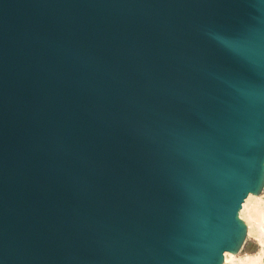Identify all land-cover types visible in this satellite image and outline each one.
Listing matches in <instances>:
<instances>
[{
  "label": "water",
  "instance_id": "1",
  "mask_svg": "<svg viewBox=\"0 0 264 264\" xmlns=\"http://www.w3.org/2000/svg\"><path fill=\"white\" fill-rule=\"evenodd\" d=\"M264 161V0H0V264H218Z\"/></svg>",
  "mask_w": 264,
  "mask_h": 264
},
{
  "label": "rangeland",
  "instance_id": "2",
  "mask_svg": "<svg viewBox=\"0 0 264 264\" xmlns=\"http://www.w3.org/2000/svg\"><path fill=\"white\" fill-rule=\"evenodd\" d=\"M256 194L251 193L252 195L256 196L258 199V207L261 208V210H264V175H262V180L259 186L254 190ZM249 194V193H248ZM247 210L243 209L241 212V217L243 218L244 222L246 223V234L242 233L240 234L239 238L237 239V242L234 246L235 252L225 251L224 256L230 255V259H223V263L220 264H234L238 262L239 258L247 257L249 259H255L257 264H264V239L258 238L253 232H248V214ZM243 215V216H242ZM244 216L246 218H244ZM250 255V256H249ZM243 256V257H242ZM255 256V258L253 257ZM234 258V259H233Z\"/></svg>",
  "mask_w": 264,
  "mask_h": 264
},
{
  "label": "bare ground",
  "instance_id": "3",
  "mask_svg": "<svg viewBox=\"0 0 264 264\" xmlns=\"http://www.w3.org/2000/svg\"><path fill=\"white\" fill-rule=\"evenodd\" d=\"M262 166H264V161H262ZM262 171H264V169L261 168V172ZM251 193L256 194L255 191H253L251 189L246 192L245 196L243 197V199H242V201L238 207V210L236 213V219L241 225H243L242 233L246 234L247 227H246V223L244 222L245 219L243 220V218L241 217V212L243 209L247 210V214H248L247 223L249 226L248 232H250V233L253 232L258 238L264 239V210H261V208L258 207V204H259L258 199L256 196L252 195ZM262 203H264V202H262ZM262 207H264V206H262ZM247 214H245V215H247ZM244 218H246V217L244 216ZM225 251L235 252L234 248L224 249L222 251L219 259H218V264L223 263V259H227V256H226L227 254L224 256ZM229 257H230V255H228V259H230ZM247 257L239 258L238 262H236L234 264H257L255 259L253 260V259H249ZM253 257L255 258V256H253Z\"/></svg>",
  "mask_w": 264,
  "mask_h": 264
}]
</instances>
